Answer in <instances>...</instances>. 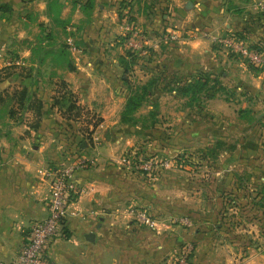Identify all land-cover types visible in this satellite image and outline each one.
Segmentation results:
<instances>
[{
    "label": "crops",
    "instance_id": "1",
    "mask_svg": "<svg viewBox=\"0 0 264 264\" xmlns=\"http://www.w3.org/2000/svg\"><path fill=\"white\" fill-rule=\"evenodd\" d=\"M54 1L0 0V74L5 76V91L0 93V261L11 264L28 241L32 226L48 216L51 180L47 171L67 163L71 148L81 144L80 150L86 154L96 155L98 151V163L78 173L79 184L86 191L71 204L62 235L49 248L58 264H170L174 259L172 250L187 241L195 243L190 264H264V219L251 200L264 201V111H251L245 101L242 109L246 111L229 123L231 132L215 131L222 136L236 135L235 143L241 149L227 158L225 176L215 178L220 181L217 186L190 189L183 184L182 174L169 171L149 176L127 171L124 174L126 167L114 157L121 148L134 145V138H125L127 143L121 141L126 134L122 112L131 95L124 88L127 84L144 85L159 68L165 75L181 66L185 70L211 68V73L229 76L240 89L257 93L254 98L264 103V67H254L240 57L226 60L211 39L193 36L190 21L199 11L186 5L189 0H96L89 12L85 9L87 0H59L60 10L50 7ZM237 1L241 11L249 9L250 0ZM126 11L148 35L159 36L163 24L174 21L182 26L185 38L167 51L153 47L152 53H163L166 62L159 57L150 66L127 61L134 56H128L119 44ZM59 17L64 18L68 35L80 39L81 52L73 54L59 42L52 44ZM234 17L229 15L225 31L217 27L205 30L216 35L235 30ZM242 17L236 30L252 35L256 43H264V25L256 26L260 19L249 18L247 13ZM215 19L212 16L210 22ZM186 57L203 60L191 65L183 63ZM215 60L223 61L224 66L215 64ZM59 82L68 86L78 106L100 114L94 132L104 134L107 142L97 149L85 141L83 146L77 138L70 113L59 104L63 99L57 94ZM167 92L160 95L163 105L181 99L176 91ZM247 98L251 99L250 93ZM177 110L167 106L164 115L168 123L156 120L157 124L169 130L176 128L175 132H167L180 133L178 142L192 143L199 132L190 128L184 112ZM233 174H243L245 188L231 177ZM229 198H234L240 211L253 220L242 229L253 235L242 245L234 241L238 236H229L221 218ZM134 205L152 210L155 207L169 216L188 215L195 227L192 230L158 223V229L150 228L130 213ZM162 227L164 232L159 233ZM92 232L93 241L87 238Z\"/></svg>",
    "mask_w": 264,
    "mask_h": 264
},
{
    "label": "rangeland",
    "instance_id": "2",
    "mask_svg": "<svg viewBox=\"0 0 264 264\" xmlns=\"http://www.w3.org/2000/svg\"><path fill=\"white\" fill-rule=\"evenodd\" d=\"M242 1V0H240ZM259 1L260 0H250L249 1V9L245 8L244 12L241 11L239 6L241 4L237 0H189L188 2H191V7L195 10H198L199 13H196L198 15L193 16L191 25L193 26L189 30L192 32L193 36H203L205 38H209L212 40L213 46L218 50L222 56H225V59L228 60V58H237L235 53H232L226 45H219L214 42V39L212 38L213 35L218 36L216 34H213V32H206L205 27H217L221 31L226 30L225 22L229 21V15H233L234 22H236L235 30H227L225 33L222 32L219 36H222L228 32L233 33H239L241 34L249 44L253 48H256L257 45L256 42H254V37L250 35L249 37L244 35L241 31L236 30L239 29V26L241 25V22L243 20L242 15L247 13V16L252 19L255 18L257 20L260 19L259 23L256 24L257 27L264 25V15L262 14L260 7H259ZM188 2L186 5H188ZM188 8V6H186ZM61 8V7H60ZM186 8V9H187ZM60 10V9H58ZM191 13L194 14V10H190ZM58 12V11H57ZM132 13L130 11H126L123 13V21L125 19L132 20L134 24L146 35L148 38L147 43V54H143L144 57H137L138 55H135V52L130 51L126 44V37L122 34L121 40L119 44L123 45V48L126 49V52L128 56H134L133 58L127 59V61L131 60H137L142 62L143 65L150 66L151 62H157L158 60H162V62H166L165 58L163 57V53L159 54H153V47L156 46L157 51L162 52L165 48L167 51L168 48L176 47V45H180L179 41L185 38L183 35V29L182 26H180L179 23L170 21L168 24H163L164 28H161L159 31V36L154 35H148L144 30H142L138 25L135 19H133ZM212 16L216 17V20L214 23H211L210 19ZM64 18L59 17L56 20V23L58 24V27L56 28L55 32H53V39L52 44H55L59 42V44H66V48L69 49L71 52L69 45L67 43L68 32L65 31V25H64ZM209 21V24L207 23ZM173 22V23H171ZM254 22L252 21V24ZM121 24V28H122ZM174 24V25H173ZM207 24L209 26H207ZM211 24V25H210ZM169 27V30L166 28ZM171 28V29H170ZM185 29V27H184ZM206 29V30H205ZM164 30V31H163ZM174 31L175 33H179L180 36L177 39L174 40H166L167 32L168 31ZM181 30V31H180ZM179 31V32H178ZM238 31V32H237ZM264 31V28H263ZM153 33V32H152ZM157 34V32H156ZM178 34V35H179ZM156 37V38H155ZM190 38V37H189ZM76 39V38H75ZM80 39H76V43L80 47ZM257 41V40H256ZM55 42V43H53ZM150 43H153L151 45ZM152 47V48H151ZM73 53V52H72ZM74 54V53H73ZM218 54V53H217ZM79 55V54H78ZM74 57H76L74 55ZM157 57L158 60H157ZM203 60V58H189L186 57L183 60L184 62H187V64L195 65L200 63ZM177 64L179 63L178 60H176ZM246 63L254 66V67H264L263 66H257L256 64H253L246 59ZM215 64L224 66L225 63L223 61L215 60ZM217 66V65H214ZM184 67L181 66V69H177L175 71L170 70L167 71L166 75L165 73L161 72L162 70L159 68V70L156 71V73L153 75L158 80L159 83L157 85H154L152 88H149L150 91H147L146 99L143 101L142 105L134 112L133 116L131 117L130 121H125L123 123L124 128L123 131L124 137L122 138V142L127 143L130 138H134V145H131L132 148H130V145L128 146V149H120V153H115L114 157H118L121 160V165L124 168L122 171L125 174V171L129 172V174L133 173H143L145 175H157L158 173H162L163 171H169L171 173H175L177 175L182 174L184 179L182 180L183 184L187 185L190 189H197L199 187H208L214 184L217 186V184H220V181L215 180L217 176H220L219 178L225 176L226 171L224 170V164L227 162V158L230 157L233 153H236L237 151L241 150L236 145L237 136L236 135H223L222 134H216L218 130L220 132L229 133L230 131V125L229 123L236 119L238 115L243 114L246 110L243 108V103L245 101L249 102V107L247 105L246 108H250L251 111L256 112H262L264 111V103L254 98L258 94L254 92H249V90L240 89L239 86L231 80L229 76L225 77L219 74L218 72L214 71L211 73V68H208L210 74H202L200 72V69L192 70H185ZM214 68V67H213ZM229 74H231L230 70ZM134 72V70H133ZM135 75V74H134ZM134 75L131 73V78H134ZM137 75V74H136ZM3 74H0V93L4 92V84L3 82ZM153 77V79H154ZM152 77L150 76L148 81ZM207 78V81H206ZM197 81H200L199 84L195 87V91L190 90V92H184L185 87L194 85ZM141 84L138 86H131L126 85L124 88L129 91L132 94L137 92L139 94L143 93V89H139ZM162 86V87H159ZM160 88H163L165 90H162ZM171 89L172 91H176L178 95H180L181 99L177 102L176 100L173 102L170 101L173 104H166L163 105L161 99V94L169 93L167 91ZM16 88L12 89V92L15 91ZM148 89V90H149ZM57 94H59L61 97L63 96V99L59 100V104L63 105L66 109L65 112L70 113V117L72 119V124L75 125V128L77 130L76 136L79 138L81 143L83 144L85 142L91 143V147L95 148L94 145V139L93 136L95 134L94 128L96 127V124L100 122L101 117L100 114L94 110L87 109L86 107L78 106L74 101V94L71 93L68 86L64 85L63 83L59 82L57 85ZM250 93L251 99L247 98L248 94ZM164 93V95H165ZM148 95H150L152 98L158 97L157 100H149ZM174 95V94H173ZM171 93V96H173ZM253 96V97H252ZM74 101V102H72ZM75 103V104H74ZM127 103V102H126ZM83 104V103H81ZM151 105L152 107L149 108L148 106ZM86 106V105H85ZM126 106V105H125ZM175 109H178L177 111L181 110L184 112V118L187 120V123L190 124V128L197 129L198 134L192 143H183L178 142L179 139L177 138L180 133H168L175 132L174 129H170L167 127H164V125H158L157 122L159 120H163L164 124L168 123V119H166L164 115V109L166 107ZM149 109V110H148ZM125 110V107H124ZM144 110L145 114L141 113ZM124 112V111H123ZM122 112V113H123ZM161 112V117H159V113ZM19 113V112H18ZM252 113V112H251ZM217 116V118H215ZM158 120V121H156ZM232 126V124H231ZM92 127V128H91ZM171 127V126H170ZM233 127V126H232ZM134 128L137 129V131L134 132ZM213 129V131H210L209 129ZM229 129V131H228ZM233 129V128H232ZM168 131V132H167ZM237 133V132H236ZM118 135V134H117ZM164 136H168L170 139H165ZM101 137V143L107 142L106 136L104 134L100 133ZM263 137V134H262ZM126 138V139H125ZM115 139H121L118 136H116ZM114 139V140H115ZM174 139L176 141L171 142V140ZM169 141V142H168ZM178 142V144H177ZM100 143V144H101ZM81 144L75 145L71 148V152L74 154L77 153H83L86 154L84 151L80 150ZM100 146V145H99ZM134 146V147H133ZM237 147V148H236ZM95 153L98 154V151ZM96 154V155H97ZM90 156L91 154H86ZM117 155V156H116ZM126 157L127 159L130 158V162H124L122 159ZM151 158H154L158 160L159 162L168 160L170 162V165L168 167L162 166L158 164V166L150 173L147 174L143 170L140 169L139 165H135L137 163H143L147 160H150ZM243 159V158H242ZM245 161L242 160V163ZM242 173V172H241ZM240 173V174H241ZM229 175H226L228 178ZM242 175L239 174H233L231 177H235V179L239 182L240 186L242 188L246 183V180H242ZM223 183L221 182V185ZM219 187V186H218ZM221 187V186H220ZM241 191V190H240ZM253 198V197H252ZM234 198H229L226 200L225 209H222L221 218L224 221V225L227 228V231L230 233L229 236L234 237L238 236L237 240H234L236 244L242 245V242L244 240H248V237L251 236V233H246L248 231H243V227H245L248 224H251L253 220H249L248 216L243 214L240 211V205L236 203ZM252 202H254L255 208H258L260 210L261 215L264 219V201L260 199V202H256L255 200L251 199ZM134 206H142V205H134ZM146 207V206H144ZM158 210V209H157ZM156 208L152 210V216L157 221V224L163 225H182L180 223H177L174 221L176 217H181L182 215H175L172 214L169 216L168 214L160 212V210L157 211ZM187 216L188 215H183ZM256 218V216L254 215ZM254 219V218H253ZM168 221V222H167ZM193 221V220H192ZM258 221V220H257ZM156 224V228L158 229V225ZM185 226V228H193L195 227L194 221L192 226ZM151 228V227H150ZM159 233L164 232L163 227L160 229ZM228 238L229 236L226 235ZM253 236V235H252ZM251 236V238H252ZM189 242V241H187ZM233 243V242H231ZM238 246V245H236ZM235 247V246H233ZM255 248V247H253ZM256 249V248H255ZM245 254V253H244Z\"/></svg>",
    "mask_w": 264,
    "mask_h": 264
},
{
    "label": "built area",
    "instance_id": "3",
    "mask_svg": "<svg viewBox=\"0 0 264 264\" xmlns=\"http://www.w3.org/2000/svg\"><path fill=\"white\" fill-rule=\"evenodd\" d=\"M259 7L264 14V0L259 1ZM122 24L123 35L126 37L127 48L135 53L145 55L148 52V38L146 35L132 22L125 19ZM211 32V31H206ZM212 33V32H211ZM174 31H168L166 40L177 39L180 34ZM214 34V33H213ZM214 42L219 45H226L232 53H235L242 59L256 64L264 65V51L252 48L250 44L237 33L228 32L222 36L213 35ZM67 43L71 52H81V48L77 45L73 36L68 37ZM2 54L0 53V58ZM95 149L101 143L100 135L95 132L94 136ZM71 158L67 163L53 167L47 171V175L51 180V194L49 199L48 216L37 221L31 229L28 241L20 249L17 257L11 264H58L50 255L49 248L51 243L62 235L65 220L70 211L71 204L86 190L79 184V171L87 168L95 167L98 163L97 155H86L83 153H71ZM124 162L129 163L130 158L124 157ZM158 164L168 167L170 162L151 158L145 162L137 163L140 169L150 174ZM130 213L133 214L141 223L155 229L157 221L152 216V209L144 206H132ZM177 223L186 226H192L193 221L187 216L174 218ZM194 254V245L192 242H186L182 246L175 248L171 255L174 256L170 264H190ZM0 264H7L0 261ZM10 264V263H9Z\"/></svg>",
    "mask_w": 264,
    "mask_h": 264
},
{
    "label": "trees",
    "instance_id": "4",
    "mask_svg": "<svg viewBox=\"0 0 264 264\" xmlns=\"http://www.w3.org/2000/svg\"><path fill=\"white\" fill-rule=\"evenodd\" d=\"M78 1V0H76ZM95 1L96 0H87L86 1V5H85V9L89 12L90 10L93 9L94 5H95ZM62 6V4L59 3V0H55L51 5L50 7H53V9H59L60 7ZM263 14V13H262ZM264 15V14H263ZM65 28V31H66V26L64 27ZM238 35H240L241 37H243L241 34L237 33ZM74 37V36H73ZM75 38V37H74ZM76 40V39H75ZM62 47H67L66 44H61ZM78 45V44H77ZM257 49L259 50H262L264 51V43L262 42H257V45L255 46ZM164 67V66H163ZM200 72L202 74H207L209 75L210 72L207 71V70H204V69H201ZM156 78L150 80L148 83L140 86L139 89H143V93L142 94H139L138 91L135 92L134 94L130 95L128 100H127V103H126V106H125V110L124 112L122 113V121L125 122V121H130L131 117L133 116L134 112L142 105L143 101L146 99V94L148 93L147 91H150L149 88H152L154 85H157V83H159L158 80H155ZM206 81H207V78H206ZM200 81H197L194 85H191V86H188V87H185V90L184 92H190V90H193L195 91V87L197 86V84H199ZM159 87H162V86H159ZM149 89V90H148ZM162 90H165L163 88H160ZM168 90H171L168 88ZM190 219H192L190 216H188ZM193 220V219H192ZM263 225H264V222H262ZM193 243V242H192ZM193 245L195 246V243H193ZM182 246V245H181ZM180 247V246H179ZM178 248V247H177ZM174 249L172 250L171 253H173ZM192 260V258H191Z\"/></svg>",
    "mask_w": 264,
    "mask_h": 264
},
{
    "label": "water",
    "instance_id": "5",
    "mask_svg": "<svg viewBox=\"0 0 264 264\" xmlns=\"http://www.w3.org/2000/svg\"><path fill=\"white\" fill-rule=\"evenodd\" d=\"M188 5L191 6V2H189ZM85 145H86V143H83V146H85ZM94 235H95V234L92 232V233H90V234L87 236V238H88L89 240L93 241V240H94V239H93Z\"/></svg>",
    "mask_w": 264,
    "mask_h": 264
}]
</instances>
